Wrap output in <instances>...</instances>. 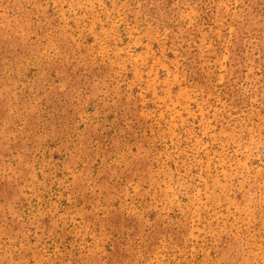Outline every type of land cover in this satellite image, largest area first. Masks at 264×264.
<instances>
[{"label": "rangeland", "instance_id": "374dc122", "mask_svg": "<svg viewBox=\"0 0 264 264\" xmlns=\"http://www.w3.org/2000/svg\"><path fill=\"white\" fill-rule=\"evenodd\" d=\"M0 264H264V0H0Z\"/></svg>", "mask_w": 264, "mask_h": 264}]
</instances>
